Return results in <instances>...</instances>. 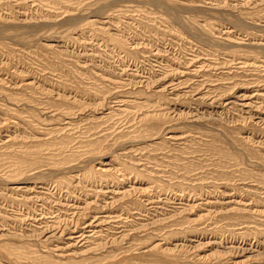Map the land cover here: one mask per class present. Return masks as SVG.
<instances>
[{"label":"rangeland","instance_id":"1","mask_svg":"<svg viewBox=\"0 0 264 264\" xmlns=\"http://www.w3.org/2000/svg\"><path fill=\"white\" fill-rule=\"evenodd\" d=\"M0 264H264V0H0Z\"/></svg>","mask_w":264,"mask_h":264},{"label":"bare ground","instance_id":"2","mask_svg":"<svg viewBox=\"0 0 264 264\" xmlns=\"http://www.w3.org/2000/svg\"><path fill=\"white\" fill-rule=\"evenodd\" d=\"M102 170V169H101ZM27 190V189H26Z\"/></svg>","mask_w":264,"mask_h":264}]
</instances>
